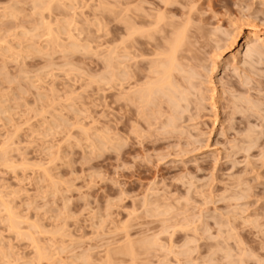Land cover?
I'll list each match as a JSON object with an SVG mask.
<instances>
[{
	"label": "rangeland",
	"instance_id": "obj_1",
	"mask_svg": "<svg viewBox=\"0 0 264 264\" xmlns=\"http://www.w3.org/2000/svg\"><path fill=\"white\" fill-rule=\"evenodd\" d=\"M36 1L0 0V264H104L109 247L124 245V227L134 240L159 238L160 248L157 241L155 249L142 250L138 264H177V255L182 264L207 259V264H264V88L259 89L264 82V0H174L178 2L170 9L176 19H187L194 26L191 34L199 27L202 33L193 35L192 59L185 53L187 65L197 73L185 66L196 76L191 81L200 104L194 99L189 108L182 104L188 111L181 119L176 114L180 129L172 133V127L163 130L169 123L163 120L168 113L164 103L163 127L154 123L160 111L155 115L159 119L150 116L159 107L141 114L130 104L126 114L122 94L128 81L122 76V84L116 85L107 66L128 61L106 59L116 43L114 25L123 37L131 20H125L131 16V11L125 13L128 4L145 14L155 1L163 6L160 0H56L52 14L44 15L60 32L58 43H76L72 49L48 43ZM249 31H258L261 38L252 44L263 45L253 51L254 57L246 54L253 63L262 58L251 67L252 60L245 57ZM123 62L121 72H130ZM247 76L257 81L251 85L257 91L246 90L250 106L240 93L250 87L243 83ZM238 96L245 110L234 106ZM148 113L155 126L147 123ZM229 220L233 228H222ZM17 221L20 228H12ZM166 222L172 227L168 231L163 230ZM230 229L237 238L228 235ZM217 244L227 245L233 259ZM243 249L252 256L238 263L246 256ZM116 257L114 264H130V257Z\"/></svg>",
	"mask_w": 264,
	"mask_h": 264
},
{
	"label": "bare ground",
	"instance_id": "obj_2",
	"mask_svg": "<svg viewBox=\"0 0 264 264\" xmlns=\"http://www.w3.org/2000/svg\"><path fill=\"white\" fill-rule=\"evenodd\" d=\"M37 1H39V0H37ZM36 1V2H37ZM159 1V0H158ZM40 2V5H38V2L36 3V5H35V7L37 6V8L39 9V11L41 12H39V14L40 15H42V16H44L42 19H45L44 21H43V23H45V27H44V29H42V34H44L45 36H46V40L48 41V43L50 44L51 42L53 43V45L52 46H54V44L55 45H57V47H59V48H61V47H65V46H68V45H64L62 42V46L60 47L59 46V44H61V43H58V42H60L59 40H60V37H61V34H59L60 32L58 31V30H55L52 26H53V24L52 23H50L49 21H51V19H49V21H48V19L46 20V18H49V17H45V15L46 14H48V13H50L51 11L50 10H52V7L51 6H53V4H56L57 2H56V0H40L39 1ZM159 2H161V3H163V6H161V4L159 3H157L156 1L154 2V9L153 10H151V9H149V13H148V10H147V13H137V9L136 8H138L137 6H135V8L134 7H132L133 9H130L131 8V6H130V4H128V8L126 9V11H125V13H126V15L128 14L127 12H130L131 11V13H129L131 16L128 18V19H125V20H130L129 22H128V25H125V27H124V29L122 30V32L124 33L122 36L123 37H120V34H119V31H120V26L119 25H114V36H113V40L116 42V43H114L113 45H112V47L110 46V50H109V52H108V54L109 55H107V57H106V59H107V61L109 60H115V61H119V59L122 57V60L124 59V57H126V61H128V63H129V61H133V64H128L127 62H125V59H124V62L123 61H121V62H123L124 64H126V65H124V67H126V69H128V67L130 68V72H121V70H120V68L122 69L123 67H120V63H114V64H112V66H107V67H109L110 69V71L112 72L113 71V73H112V75H113V78H114V80L113 81H115L116 82V85H119V84H122V76L123 77H126V79H127V83H125V84H127V85H129V89L126 91V92H124L122 95L124 96V98L126 99V101L125 102H127L126 103V105H125V108H126V114H127V112L128 113H130L131 112V109H130V104H132V105H136L137 107H135V108H137V110H140V112H141V114L142 113H144L145 112V110L147 109V110H149L150 108H153V109H151V111L152 110H154V109H156V108H154V107H159L158 108V110H154L153 112H150L151 113V117L153 116H157V113H158V117L160 118V120H155V119H159L158 117H156L155 116V118H153L154 120H155V124H160L161 126L163 125V124H161V122H162V118L161 117H163V116H160V113H161V111L162 110H160L161 109V107H163L162 106V104L166 107V110L167 111H165V107H163L162 109L165 111V112H168L167 114H169L170 115V117H168L169 115H167L166 113V117L163 119L164 120V123H166V122H169V123H167L166 124V127H163V126H165V124L162 126L164 129L163 130H168V128L167 127H172V129L171 128H169V130L168 131H171V133H172V131L173 132H177V130H179L180 128H176V126H178L179 127V122L180 121H178L179 119H177V117H176V114H178L179 115V118H180V115H181V118H182V115H183V112L185 113L186 111H188L187 110V108H186V106L188 107H190V105L192 104V102L191 101H193V99H194V101L193 102H195V101H197L198 100V96H199V91H196L197 89H198V87H196V84H195V86L193 85L194 83V81H195V79H194V77L196 78V76L194 75V74H196L197 75V73L196 72H194L195 70H194V67L193 66H190L189 64L187 65V62H189L188 60H190V59H188L189 58V56L187 55V54H189L190 55V58L192 59V56H193V54L191 53V49H192V47L195 45V43L197 42L196 41V39L194 38V37H196L197 36V31H198V33L199 34H201L202 33V30L200 29V27L199 28H197V30H196V33L194 32V31H192L193 29L192 28H194V26H192L191 24H190V22H189V26H192V27H190V28H188L189 26L187 25L188 23V21H187V19H186V22L184 21V22H182L181 20H177L176 19V17L174 16V12L171 10L172 9V6L171 5H173L174 3L176 4V2H178V1H174V0H160ZM117 3H119V2H117ZM117 3H115L113 6L116 8V5H117ZM156 3V4H155ZM119 5H121V4H119ZM155 5H156V7H155ZM171 6V7H170ZM174 6V5H173ZM155 8L157 9V10H155ZM171 8V9H170ZM185 8H187V7H185ZM114 9V8H113ZM173 9H175V8H173ZM133 10H136V11H133ZM139 10V9H138ZM154 10L156 11L155 13H154ZM172 11V13H170V14H173L172 16L171 15H168L169 14V12H171ZM47 12V11H49V12H47L45 15H44V12ZM53 11V10H52ZM115 11V10H114ZM123 10H122V14H124L123 12H124ZM139 11H141V10H139ZM112 12V11H111ZM143 12H145V10L143 11ZM153 12V13H152ZM190 12V11H189ZM121 13V12H120ZM119 13V14H120ZM191 13H192V11H191ZM51 14H52V12H51ZM51 14H50V17H51ZM113 14V13H112ZM123 16V15H122ZM129 16V15H128ZM127 16V17H128ZM169 16L171 17V18H169ZM174 16V17H173ZM185 16V15H184ZM187 16V15H186ZM190 16V15H189ZM126 17V16H125ZM173 17V18H172ZM174 18H175V20L177 21V23L176 22H174L175 20H174ZM190 19V18H189ZM46 21V22H45ZM41 22V21H40ZM178 22H182V23H185L184 25L183 24H181V23H179L178 24ZM192 22V21H191ZM42 23V24H43ZM54 23V22H53ZM187 23V24H186ZM57 23L55 22V24L54 25H56ZM181 24V25H180ZM58 26H59V24H57ZM201 26V25H200ZM202 27V26H201ZM58 28V27H57ZM190 29H192L191 30V32H193L192 34L190 33V32H188V31H190ZM196 29V28H195ZM198 29H200V30H198ZM57 32V33H56ZM59 32V33H58ZM71 31H69V33H70ZM262 32V31H261ZM67 33H68V31H67ZM66 33V34H67ZM196 34V36H193V35H195ZM248 34H247V40H246V42H245V45L247 46V48H246V53H245V55L247 54V53H249V52H252L251 53V55L253 54V51L255 52V50H256V48L258 49V48H262L263 47V45H261L260 47H258V45H260V43L259 44H257V47L255 46V45H253L255 42H256V39L255 38H257L258 40H259V36H258V31L257 32H255V31H249V32H247ZM41 34V35H42ZM62 34H63V32H62ZM71 34V33H70ZM189 34H190V36L192 37V38H194V40H192V44L190 43V36H189ZM263 34H264V30H263ZM43 35V36H44ZM68 35V34H67ZM210 35V34H209ZM69 36V38H70V35H68ZM74 37V36H73ZM237 37V36H236ZM235 37V38H236ZM234 38V37H233ZM235 38L233 39V43L235 42L234 40H235ZM254 39H255V41H254ZM261 39V38H260ZM45 40V39H44ZM76 39H74V41H75ZM61 41H63L62 39H61ZM195 41V42H194ZM254 41V43L252 44V42ZM76 42V41H75ZM112 42V41H111ZM250 42H251V44H250ZM46 43V42H45ZM51 43V44H52ZM72 43H74L73 41H72ZM50 44V45H51ZM76 43H74V44H71L70 43V45H75ZM81 44V45H80ZM80 47L82 46L83 47V45H82V43H81V41H80ZM116 44V45H115ZM263 44V43H262ZM40 45V44H39ZM38 45V48L40 47ZM191 45V46H190ZM249 45H253L254 47H255V49L253 50V48L251 47V46H249ZM43 46V45H42ZM41 46V47H42ZM72 46V47H73ZM84 46H86L85 44H84ZM245 46V47H246ZM40 47V48H41ZM45 47H47V46H45ZM57 47H55V49L57 48ZM70 49H72V47H70V46H68ZM68 47H65V48H68ZM75 47H78L79 48V46L78 45H76ZM190 47V48H189ZM44 47H42V49H43ZM65 48H62L63 49V51H68L67 49H65ZM41 49V50H42ZM81 49V48H80ZM82 49H84V48H82ZM40 50V49H39ZM39 50H36L37 52L39 51ZM190 50V51H189ZM259 50H261V49H259ZM45 51V50H44ZM249 51V52H248ZM189 52V53H188ZM185 53H187V54H185ZM191 53V54H190ZM250 54V53H249ZM254 54H256V52L254 53ZM192 55V56H191ZM251 55L249 56H245L246 57V59L247 58H249L250 57V59L252 60L253 58H251ZM110 56V57H109ZM253 57H254V55H252ZM127 57L129 58V60H127ZM141 58V60H138V59H140ZM110 58V59H109ZM263 59H264V56H263ZM186 60V62H184ZM256 60H258V61H256ZM255 60V63H253L254 61L252 60L250 63H253V64H249L250 65V67H251V65L253 66L254 64H256L257 62H261V60H262V58H257ZM108 61V62H109ZM132 61H131V63H132ZM192 61V60H191ZM246 61V60H245ZM247 62V61H246ZM110 63V62H109ZM184 63H186V65H184ZM108 65H110V64H108ZM127 65H130V66H127ZM185 66H187V68L189 67H193V68H191V71L194 73L193 75H192V72L190 73V70H187V68H185ZM133 67V68H132ZM135 67V68H134ZM111 68H112V70H111ZM188 68V69H189ZM125 69V70H126ZM255 70V69H254ZM253 72V71H252ZM123 73V74H122ZM255 73H257V71L255 72L254 71V75H257V74H255ZM261 74H259V76H260ZM192 76H193V78H192ZM260 77H263V76H260ZM242 78L243 77H241V81H244V79L246 78H248V76L247 77H245L243 80H242ZM103 79V78H102ZM124 79V78H123ZM125 79V80H126ZM192 79H194V81L192 82L191 80ZM251 81H250V80ZM252 79L254 80V77H249L247 80H245V81H247V83L244 81L243 83H245L246 84V86L247 85H249L250 87L248 88V86H247V88L244 90V91H241L240 93H242V92H244L246 95L248 94L249 95V93L251 92V90L253 91V89H254V91L256 90L257 91V88L255 89V87L254 86H251V85H255V82H256V84H257V81H252ZM104 80V79H103ZM249 80V81H248ZM109 81H110V79H109ZM112 81V82H113ZM124 81V80H123ZM124 82H126V81H124ZM123 82V83H124ZM248 82H250V84H248ZM242 83V82H241ZM242 83V84H243ZM254 83V84H253ZM259 83H261V81L259 80ZM245 84H243V86H245ZM263 84V85H262ZM113 85H114V83H113ZM112 85V86H113ZM261 86H259L260 88L259 89H263L264 88V82L262 81V83L260 84ZM116 87V86H115ZM192 87H193V90H195L197 93H195V92H192ZM254 87V88H253ZM117 89L116 90H118V88H119V86L118 87H116ZM195 88V89H194ZM252 88V89H251ZM115 89V88H114ZM189 89H190V91H191V96H193V98L191 97V96H189L190 95V92H189ZM249 90L250 89V91H249V93L246 91V90ZM259 89H258V93H260V92H262V89H261V91L259 92ZM115 90V91H116ZM119 91V90H118ZM237 91V90H236ZM239 91V90H238ZM246 91V92H245ZM201 92V91H200ZM118 94V93H117ZM195 94H198V96H196ZM248 95H247V97H245L244 96V99H243V97H240L239 98V96H238V98L236 99L237 100V102H238V100H239V104L237 105V102L236 101H234L233 103H234V106L236 107V108H240L241 106L244 108L245 107V103H243V102H247V104H248V102H249V100H248ZM116 97L118 96V95H115ZM189 96V97H188ZM196 96V97H195ZM192 99H191V98ZM195 97V98H194ZM200 97H201V95H200ZM254 98V95H252L251 96V100L253 101V98ZM187 98L189 99V101L187 100ZM247 100H246V99ZM195 99H197V100H195ZM241 99V100H240ZM242 99H243V102H242ZM124 100V99H123ZM199 101V100H198ZM197 101V102H198ZM240 101H241V105H240ZM184 102H185V104H186V102H187V104H186V106L185 105H182V104H184ZM188 102H191V103H188ZM199 103V102H198ZM198 103H196L195 102V104H197L198 105ZM243 103V104H242ZM256 104V100H255V102L253 101V104ZM188 104H190V105H188ZM200 104V103H199ZM237 106H236V105ZM250 104H252L251 102H250ZM250 104H248V106H250ZM254 104V105H255ZM184 106H185V109H184V111L182 110L181 112H179L178 110H180L181 108L180 107H182V108H184ZM233 106V108H234V110L236 109L235 107ZM239 106V107H238ZM258 106V107H257ZM259 106H261V104L259 105V103H257L256 104V107L257 108H259V110L254 106V109L251 107H248V108H250L251 109V111H253V114L255 115V108H256V110H258V112H260L259 114H261V107H259ZM133 107V106H132ZM188 107V108H189ZM134 108V107H133ZM243 108H240V109H242V110H245V109H243ZM247 108V110L249 111V109ZM146 110V111H147ZM247 111V112H248ZM139 112V111H138ZM154 112H155V114H154ZM179 112V113H178ZM235 112H236V110H235ZM237 112H240V110H237ZM258 112H256V113H258ZM150 113H148L147 115L148 116H146L145 115V117H150L149 116V114ZM162 113H163V111H162ZM180 113H182V114H180ZM242 113V112H241ZM244 113V112H243ZM248 113H250V112H248ZM252 113V112H251ZM137 114V113H136ZM146 114V113H145ZM234 114V113H233ZM253 114H251V116L253 115ZM162 115H164V114H162ZM257 115V114H256ZM139 116H140V114H139ZM143 116H144V114H143ZM165 116V115H164ZM136 117V116H135ZM151 117L150 118H148V122L147 121H145V122H147V123H150L151 125H153V126H155L154 125V123L152 124L151 123ZM168 117V119H166ZM176 117V118H175ZM249 117V116H248ZM259 117V116H258ZM127 118H128V120H130L131 119V117L128 115L127 116ZM143 118V117H142ZM180 118V119H181ZM136 119V118H135ZM145 119V118H144ZM152 119V120H153ZM177 119V120H176ZM137 120V119H136ZM141 120H143V119H141ZM153 120V121H154ZM167 120V121H166ZM159 121H161V122H159ZM166 121V122H165ZM157 122V123H156ZM176 122H178V123H176ZM261 122H263L264 123V120H262ZM120 123V122H119ZM132 123H133V121H132ZM135 123H136V121H135ZM138 123V122H137ZM163 123V122H162ZM134 124V123H133ZM150 124H148L149 125V127H150ZM157 124V125H158ZM170 126H169V125ZM173 124H176V125H174L175 126V128H173V126H171V125H173ZM135 125V124H134ZM162 127H160V128H162ZM132 128H133V126H132ZM134 128H135V126H134ZM182 128V127H181ZM135 129H137V128H135ZM135 129H133V130H135ZM173 129H175L176 131H174ZM183 130H184V128H183ZM253 130V129H252ZM168 131L166 132L165 131V133H168ZM251 132V131H250ZM114 133H116V132H114ZM162 133V132H161ZM252 133V132H251ZM149 134V133H148ZM249 134V133H248ZM116 135V134H115ZM175 136V135H174ZM251 136H252V134H251ZM116 137V136H115ZM115 137H113L112 139H114ZM138 137H140V136H138ZM178 137H180V136H178ZM249 136H247V139L249 140V141H251L250 139L252 138V140H254V138L253 137H251V138H248ZM104 138V137H103ZM117 138V137H116ZM119 139H121V138H119ZM119 139H117L118 140V143H119ZM108 140H110V139H108ZM114 140H116V139H114ZM122 140V139H121ZM113 141V140H112ZM255 141V140H254ZM109 142H111V141H109ZM121 142V141H120ZM111 143H113L114 145H116V143H114V141L113 142H111ZM117 143V146L119 145ZM251 143V142H250ZM254 143V142H253ZM121 144V143H120ZM249 144V143H248ZM248 144L245 146V147H247L248 146ZM252 144V143H251ZM250 144V145H251ZM252 146L253 145H251L249 148H244V151H249V149L250 148H252ZM116 148V147H115ZM241 148V150H242V147H240ZM239 148V149H240ZM240 151V150H239ZM243 151V152H244ZM234 198V197H233ZM2 200H3V198H1ZM1 199H0V202H2L1 201ZM147 200V199H146ZM4 202V201H3ZM3 202H2V204H3ZM146 202V201H145ZM157 204V203H156ZM160 204V203H159ZM148 205V204H147ZM158 205V204H157ZM7 207V206H6ZM146 207V206H145ZM152 209V211H149L150 213H155L154 211L155 210H157L158 209V215L160 214V212H159V207L158 208H156L155 207V210H153L154 208H151ZM167 209V208H166ZM10 210V209H9ZM13 213V212H12ZM9 214H11V210L9 211ZM14 214V213H13ZM13 214H11V217H13L12 215ZM161 214H163L162 213V211H161ZM236 214V213H235ZM154 215H156V213L154 214ZM164 215H165V213H164ZM16 218H17V216L16 215H14ZM160 216V215H159ZM167 216V215H166ZM9 217H10V215H9ZM153 217V216H152ZM165 217V216H164ZM167 217H170V216H167ZM9 219H11V220H13L12 218H9ZM165 221H168V220H166L167 218H163ZM161 220V222H163L164 220ZM229 219V218H228ZM228 219H226V220H228ZM231 219V218H230ZM14 220H15V218H14ZM17 220V219H16ZM165 221H164V224H165ZM14 221H12V223H13ZM20 222V221H19ZM228 222V221H227ZM232 222H231V220H229V225L227 224V223H224L226 226L225 227H223L224 226V224L222 223V225L223 226H221V222L220 223H218L219 224V226H221L222 228H226V227H228V226H232L233 225V223L231 224ZM253 223V222H252ZM17 224V225H16ZM19 223H18V221H17V223H14L13 225H11V226H13L12 228H16V227H19V225H18ZM163 224V223H162ZM164 224H163V230H166V231H168V229L167 228H170L171 226H170V224L168 225V222H166V224L169 226H164ZM187 224V223H186ZM193 224V223H192ZM160 225V224H159ZM179 225V224H178ZM182 225V224H181ZM183 226V225H182ZM181 226V227H182ZM193 226V225H192ZM192 226H190V227H192ZM195 227H196V225H194ZM124 227V226H123ZM164 227H166L165 229H164ZM20 228V227H19ZM172 228V227H171ZM183 228L184 227H182L181 229L183 230ZM187 228V227H186ZM185 228V229H186ZM197 228V227H196ZM222 228H220V229H222ZM229 228V227H228ZM231 228H233V227H231ZM235 228V227H234ZM16 229H18V228H16ZM123 229H125V230H123ZM131 229V228H130ZM152 229V228H151ZM180 229V228H179ZM192 229V228H191ZM193 229H194V227H193ZM219 229V231H218V233L219 232H221V233H223L224 231H222V230H220ZM129 230V229H128ZM127 230V228H122V231H123V233H124V240L123 241H125V243H124V245H122L121 247H117L116 249H114V248H112L111 247V250H110V247H109V251L107 250V253L105 254V262H104V260H103V262H104V264H114V260H116L117 259V257H116V255L118 256V254L120 255V254H122V255H126V256H128V258L130 257V264H138V263H140L142 260H138V258H139V255H142V254H144V253H142L143 251L142 250H144V252L145 253H147V251H149V249L151 248V246H152V248H153V246L155 245V247L158 245V247L159 246H161L160 245V241H158V237H157V240H156V235L155 236H153V237H151V239L150 238H143V239H141V238H139L140 240H134V239H131L130 238V235H129V233L127 232L128 231ZM162 230V231H163ZM235 230V229H234ZM234 230H232L231 231V229H230V231H231V233H229L228 235L230 236V235H234V236H236L235 234V232H234ZM165 231V232H166ZM174 231H175V229H174ZM194 231H197V230H195L194 229ZM208 231V230H207ZM164 233V231L162 232V234ZM220 233V234H221ZM225 233V232H224ZM223 233V234H224ZM227 233V232H226ZM234 233V234H233ZM22 234V233H21ZM24 234V233H23ZM157 234V233H156ZM168 234V233H167ZM145 235V234H144ZM153 235V234H152ZM219 235V234H218ZM150 236V235H149ZM148 235H147V237H149ZM158 236V235H157ZM220 236V235H219ZM237 236H238V234H237ZM237 236L235 237V238H237ZM233 237V236H232ZM242 237V236H241ZM194 238V237H193ZM228 238V240L229 239H231V237H227ZM227 238H224V241L226 242L227 241ZM234 238V237H233ZM239 238V237H238ZM136 239V238H135ZM171 240H172V237H171ZM188 240V239H187ZM195 240V239H194ZM240 240V239H239ZM159 243H158V242ZM243 241V240H242ZM172 242V241H171ZM236 242V241H235ZM240 242V241H239ZM156 243H158V244H156ZM191 243V242H190ZM189 244V243H188ZM225 244V243H224ZM227 245H228V241H227V243H226ZM239 244V243H238ZM237 244V245H238ZM121 245V244H120ZM183 245V244H182ZM225 246V247H223L222 246V244H220V246H222L221 248L219 247V245L217 244L216 246H217V248H220L221 249V251L222 250H224L223 252L224 253H226V250H228V246ZM155 247L153 248V249H155ZM172 247V246H171ZM170 247V250L169 251H171L172 250V248ZM240 247V246H239ZM160 248V247H159ZM164 248V247H163ZM225 248H227V249H225ZM235 248V247H234ZM186 249V248H185ZM191 249V248H190ZM189 249V250H190ZM245 249V248H244ZM243 249V250H244ZM147 250V251H146ZM165 250V249H164ZM168 250V249H167ZM187 251V250H185V252L186 253H184V250H183V253L185 254V256L186 255H190L191 256V252L190 251ZM217 250V249H216ZM230 250V249H229ZM172 251H175V250H172ZM171 251V252H172ZM208 251V250H207ZM188 252H190V253H188ZM234 252V251H233ZM243 253H241V254H245L246 253V256L244 255H242L243 257H244V259H238L237 261H239L238 263H240V260H246L245 259V257L247 258V257H250V256H252L251 254H249L247 251H242ZM245 252V253H244ZM142 253V254H141ZM169 253V252H168ZM174 252H172V254H173ZM223 253V254H224ZM229 254H227L226 253V256H227V258H229L230 257V259H233V258H231V256H229L230 255V253H231V251L230 252H228ZM176 255H177V253H175ZM179 254V253H178ZM241 254H239V256L241 255ZM211 255V254H210ZM248 255V256H247ZM250 255V256H249ZM40 257H43V256H41V253H40V255H39ZM174 256V255H173ZM190 256H187V258H189V260H190ZM225 256V257H226ZM122 257V256H121ZM124 257V256H123ZM178 257V258H177ZM177 257H174V259L176 260V259H178V262H179V255H177ZM241 257V256H240ZM116 258V259H115ZM236 258V257H235ZM239 258V257H238ZM84 258H82V260H83ZM181 259H182V257H181ZM193 259V258H192ZM87 260V259H86ZM85 259H84V263H85V261H86ZM119 260H121V259H119ZM165 260V259H164ZM209 260H211V259H209ZM122 261V260H121ZM121 261H120V263H121ZM192 260H190V264H192V262H191ZM207 261H208V259H207ZM207 261L205 262V263H203V264H207ZM233 261H235V260H233ZM233 261H231L230 263H227V264H233V263H235V262H233ZM259 261V260H258ZM83 262V261H82ZM102 262V263H103ZM116 262V261H115ZM119 262V261H118ZM123 262V261H122ZM127 262V261H126ZM161 262V261H160ZM163 262V261H162ZM176 262H177V260H176ZM178 262H177V264H178ZM186 262V261H185ZM189 261L187 260V262L186 263H188ZM193 262H194V264H197V263H195V261L193 260ZM233 262V263H232ZM242 262V261H241ZM119 263V264H120ZM144 263V262H143ZM142 263V264H143ZM182 263H184V262H182V261H180L179 262V264H182ZM261 263V262H260ZM260 263H258V264H260ZM162 264V263H161ZM165 264V263H164ZM167 264H169V263H167ZM199 264V263H198ZM211 264V263H210ZM236 264H237V262H236ZM247 264V263H246ZM262 264V263H261Z\"/></svg>",
	"mask_w": 264,
	"mask_h": 264
}]
</instances>
